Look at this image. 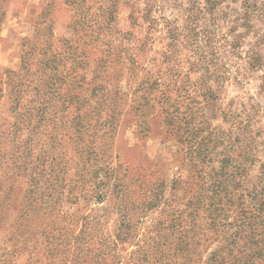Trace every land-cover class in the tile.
<instances>
[{"label":"trees","instance_id":"trees-1","mask_svg":"<svg viewBox=\"0 0 264 264\" xmlns=\"http://www.w3.org/2000/svg\"><path fill=\"white\" fill-rule=\"evenodd\" d=\"M210 1L215 5L221 3ZM239 20L233 21L234 37L229 43L233 49L239 48V37L235 36ZM111 22L110 18H104L98 25L91 20L86 22L91 31L89 45L92 41L100 42L104 49L91 59L87 52L78 53L77 47L68 46L67 49L73 50L71 59H74L68 69L67 51L47 57L46 51L40 50L37 70L40 86L35 90L36 100L22 102L27 89L19 81L13 86L8 82L15 93L12 96H16L13 109L18 120L13 126L16 132L28 129L23 148L26 158L38 146L42 131L52 126L48 133L51 149H45L36 158L40 165L50 161L49 174L58 185L40 188V177H33L36 189L32 200L49 198L58 186L61 194L66 192L69 201L78 205L80 200L85 205L92 199L97 204L114 200L117 205L118 225L113 233L105 229L110 216L107 207L81 215L79 231L57 226L56 221L51 230L41 226L44 251L54 262L64 264H258L259 261L263 264L264 106L250 96L248 102L239 106L232 102L228 109L224 108L221 83L228 77L215 63L213 40L210 35L201 36L196 22L186 26L185 36L196 54L191 64L200 73L197 80L174 84L179 95L172 99L162 64L178 59L180 33L165 19L172 41L171 52L162 53L160 63L157 57L145 58L149 63L160 65L157 71L144 65L139 55L130 53L126 57L130 64L128 81L133 78L136 85L132 87L129 83L128 91L123 90L118 81L114 82L120 75L118 64L125 62L123 50L121 47L114 50L101 33L102 29L111 28ZM242 26L248 29L249 21ZM256 38L250 45L247 61L252 71L263 65V54L259 51L261 35L256 34ZM33 54L29 51L23 59L27 73L31 72L29 58ZM82 67L86 73H80ZM136 69L142 74L134 75ZM90 71L92 77L87 74ZM173 76L178 81L180 74L174 71ZM189 89L193 94H182ZM259 93L264 94V83ZM130 95V113L137 118L141 136L152 131L149 116L155 106L150 101L155 97L168 133L184 146L187 165L196 181V189L187 198L183 188L187 177H176L170 181L169 194L165 193V187L169 186L166 179L159 180L149 190L145 189L149 196L140 201L136 199L135 205L127 196L125 177H118L114 168L101 167L102 158L110 148L109 137L116 133L122 106ZM220 117L226 128L213 125ZM68 162H74L75 174L67 183ZM87 174L91 177H84ZM88 183L93 184L90 193L85 192ZM75 190L79 194H74ZM155 209L164 217L154 221L145 237L139 239L146 213ZM125 244L136 247L125 255L118 253V248H124Z\"/></svg>","mask_w":264,"mask_h":264},{"label":"rangeland","instance_id":"rangeland-1","mask_svg":"<svg viewBox=\"0 0 264 264\" xmlns=\"http://www.w3.org/2000/svg\"><path fill=\"white\" fill-rule=\"evenodd\" d=\"M220 1L215 5L210 0H0V264H33L36 261L37 264H64L48 257L44 251L43 237L39 233L41 226L51 230L55 221L57 226L60 224L79 231L82 223L78 219L81 215L94 209L97 213L100 208L107 207L110 216L105 222V229L113 233L118 225L114 200L106 199L97 204L92 199L85 205L80 200L78 205L69 201L66 192L61 194L58 186L49 198L44 196L43 200H32L36 189L33 177H40V188L56 184L54 177L49 174L50 161L40 165L36 158L45 149H51L48 133L52 131V126L42 131L38 146L26 158L23 148L28 129L21 128L16 132L13 126L18 120V114L13 109L16 96H12L13 87L8 82L13 86L19 81L27 89L22 95V102L36 100L35 90L40 86L37 73L40 68V50L44 49L47 57L55 52L67 51V69L74 64V59H71L73 50L67 49L68 46L77 47L78 53L87 52L93 59L98 53L102 54L104 45L94 41L89 45L91 31L87 29L86 22L91 20L98 25L104 18H110L111 28H104L101 33L114 50L119 47L123 50L125 62L118 64L120 75L116 76L114 82L118 81L121 88L128 91L129 83L132 87L136 85L133 78L128 81L130 74H127V70L130 64L126 57L130 53L139 55L144 65L157 71L160 65L149 63L145 58L157 57V62L160 63L162 53L171 52L172 41L164 22L168 19L171 27L178 28L180 33L177 40L178 59L162 64L167 72L164 79L170 85L172 99L179 95L174 84L194 82L200 76L192 68L191 61L196 59V54L194 55L185 36L186 26L196 22V29L200 30L201 36L210 35L213 40L215 63L219 65L223 75L228 77L221 83V103L224 108L228 109L232 102L238 106L248 102L250 96L264 106V94L259 93L264 83V0ZM199 9L203 10L202 13ZM236 18H240L235 31V36L239 37V48L233 49L229 43L234 37L232 27ZM246 21H249L248 29L242 26ZM127 33L131 35L128 36ZM243 33L246 34L241 37ZM256 34L261 35L259 51L263 54V65L252 71L247 61L250 45L257 40ZM29 51L34 54L29 58L31 72L27 73L23 59ZM211 68L215 69L213 66ZM140 69H136L134 75L142 74ZM79 71L86 73L83 67ZM174 71L180 74L178 81L173 76ZM87 74L92 77L91 71ZM183 93L193 94V91L189 89V92ZM130 98L131 95L122 106L120 124L114 136L109 137L110 148L102 158L101 167L114 168L118 177H125L128 184L126 193L133 203L136 199L140 201L144 196L148 197L149 193L145 189L149 190L159 180L166 179L169 186L165 187V193L169 194L170 181L176 177H187L183 187L187 198L196 189V181L187 165L188 155L184 146L168 133L155 97L150 101V105L155 106L149 116L152 131L145 137L141 136L138 133L137 118L130 113ZM213 125L227 127L221 117ZM74 166V162L67 164V183L74 177ZM92 189L93 184L88 183L85 192L90 193ZM74 194H79L78 190ZM35 196L38 194L35 193ZM146 215L139 239L145 237L154 221L164 217L158 209L149 211ZM135 247V244H125L117 252L125 255ZM258 264L262 262L259 261Z\"/></svg>","mask_w":264,"mask_h":264}]
</instances>
